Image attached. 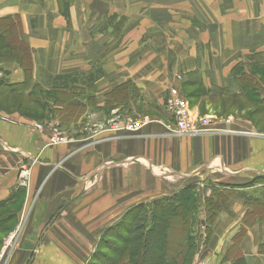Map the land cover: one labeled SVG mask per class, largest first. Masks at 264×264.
<instances>
[{
  "label": "crops",
  "instance_id": "1",
  "mask_svg": "<svg viewBox=\"0 0 264 264\" xmlns=\"http://www.w3.org/2000/svg\"><path fill=\"white\" fill-rule=\"evenodd\" d=\"M0 44L26 48L6 49L0 79L25 83L22 93L40 97L46 115L62 105L48 103L55 90L75 93L64 104L78 115L71 127L75 121L95 128L124 123L120 109L136 113L135 95L168 124H174L165 107L171 98L256 102L250 90H257L263 99L260 88L235 74H248L250 63L264 60V0H0ZM58 79L66 81L55 84ZM108 127L48 148V129L0 111V209L26 190L20 210L0 221L17 225V243L0 264H87L126 211L192 185L185 182L193 174L182 173L206 164L216 173L207 178L219 187L212 197L218 209L208 237L202 229L203 250L194 264H264V211L247 207L243 197L264 194V185H253L264 178V137L167 140L157 120L134 133ZM24 162L30 166L26 187L18 173ZM160 171L172 177L164 192L159 177L151 182L150 174ZM199 218L204 225L205 214Z\"/></svg>",
  "mask_w": 264,
  "mask_h": 264
},
{
  "label": "rangeland",
  "instance_id": "2",
  "mask_svg": "<svg viewBox=\"0 0 264 264\" xmlns=\"http://www.w3.org/2000/svg\"><path fill=\"white\" fill-rule=\"evenodd\" d=\"M3 62H9L8 59L4 58L0 62L2 64ZM5 76L3 73V70L0 67V78ZM55 84H61L65 82L64 79H58ZM68 82V81H67ZM63 85V84H61ZM24 91V90H23ZM20 90L19 92L16 91V93L11 92L8 90H0V111H4L7 114H14L19 113L23 117H27L33 122V127L36 128L39 131H42L44 129H48L49 135L47 136V142L46 147H59L62 145H68L70 143L74 142V139L78 137L79 135H85L87 137H90L91 134L94 135V132L96 130L101 131V128H105L109 124L108 129L112 128L114 125V120H111L106 126L98 125L97 128L93 127L92 124L85 123L84 126H80L79 124L76 125L75 121L71 125V121H74L76 117H78L77 112L69 110L68 106L64 105L68 103L70 100L74 99L76 95H71L66 90H62V93L55 92L48 96L50 101L48 103H52L55 106H58L59 104H62L59 108L60 109H54L52 108V115H46L45 114V107L42 105H38L37 101L31 97L28 98L25 96ZM95 90H93L94 92ZM198 91V90H197ZM193 93V92H191ZM135 97H137L135 95ZM132 97V103H135L136 106V113H128L126 109L127 107L121 108L120 112L123 113L126 118V122L129 121H145L147 126L153 121L157 120L160 122V125L164 127V135H161L160 138L163 139H171V138H186V137H199V136H213V137H219V136H231V137H249V138H257L259 136L264 137V112L262 111V108L259 103L252 102L250 100L246 99H239V98H214V97H203V98H194L193 94L192 96L188 97L187 99H183L186 102V108L188 110V113L190 115V121L194 125L195 129L191 131L192 133L185 134L184 136H179L177 134V123L174 121V124H167L164 121V118L160 115L159 112H156L154 109L145 108L142 104H139V98ZM40 98V97H39ZM39 98L37 100L39 101ZM178 99V98H174ZM182 99V98H180ZM45 100L47 102V99L45 97ZM34 105H33V104ZM40 103V101H39ZM37 104V105H36ZM166 111L167 109V103L165 105ZM68 109V110H67ZM262 111V112H261ZM60 112V113H59ZM169 113V112H168ZM170 114V113H169ZM155 117V118H154ZM115 118V117H114ZM210 118L213 120V124L209 127L201 128L199 127L200 122L203 119ZM46 119V120H45ZM120 121L123 120V118H119ZM64 122V124H62ZM113 122V124H111ZM62 124V126H61ZM70 124V125H69ZM42 125H46V127H43ZM144 126V127H145ZM143 127V128H144ZM142 128V129H143ZM112 133V132H111ZM129 133V132H128ZM114 134H117L114 132ZM88 135V136H87ZM61 138L64 140L63 143H59ZM170 145V143H168ZM169 148L166 144H164V150ZM165 152V151H164ZM165 161V160H164ZM208 168V164L201 165L195 169V171H188L182 173V174H193L190 178H186V182H192L194 184H199L200 187H196L198 185H194L195 191L199 196L198 204H195L194 198L191 199L189 202L188 207L195 208L196 211V220L193 225V229H191V233L196 234V241L197 246L199 245V251L195 253L194 260L192 264L196 260H198V256L202 252L203 248L200 249V245L204 243V238L202 237V229L204 228L206 230L207 224L203 220L204 225L199 220L202 215V213L205 214L206 210V204L208 201H214L213 196L217 195L219 187H217L215 184L208 181L209 175L215 176L216 173H213V171L206 170ZM22 172H30V166L28 163L24 162L19 165L18 173L19 177L22 175ZM149 173V172H148ZM195 174V175H194ZM153 178H151V182L154 180V177H159L162 180V191H167L168 187L170 186V181L172 179L171 173L168 171H160L159 174L157 173L156 176L154 174ZM207 180V181H206ZM28 177L25 180H21L20 184H22L24 187L27 186ZM182 181V180H181ZM181 181L177 180V183H181ZM215 187V188H214ZM215 189V190H214ZM26 198V190L20 189L19 193L16 196V199L13 203L4 206L0 209V221L2 218L11 217L20 210L23 202ZM213 202V203H214ZM178 220H175L172 222V224L175 225L177 229H174L173 232H171L170 236V242L166 245L170 250H168V253L173 258L176 251H179L180 249H183V242H182V233L181 231L185 228L184 227V220L182 214H180L178 217ZM9 221H6L2 225H0V245L4 244L7 245L10 243V246L5 250L6 256H3L4 259L10 254V249L13 247V243H17V236L14 238L12 242H9L10 240V234L12 233V229H14L16 225V221L12 219H8ZM1 223V222H0ZM195 229V231H194ZM181 230V231H180ZM205 233V231H204ZM109 241H112V237L106 236ZM101 239V238H100ZM99 239V241H100ZM99 244V242H98ZM100 245V244H99ZM99 250H101L102 253H105L106 255L109 254V248L106 246H98ZM148 249V246H146ZM96 251V250H95ZM94 251V252H95ZM93 252V254H94ZM3 253V249L0 246V258ZM92 254V255H93ZM101 263V262H97ZM201 264V263H200Z\"/></svg>",
  "mask_w": 264,
  "mask_h": 264
},
{
  "label": "trees",
  "instance_id": "3",
  "mask_svg": "<svg viewBox=\"0 0 264 264\" xmlns=\"http://www.w3.org/2000/svg\"><path fill=\"white\" fill-rule=\"evenodd\" d=\"M14 41V40H13ZM12 41V42H13ZM15 44V43H14ZM1 45L0 44V62L6 58V49L15 48L16 51L25 49L21 45ZM10 46V47H8ZM12 53V52H11ZM30 64V63H29ZM250 70L248 74L239 76L240 70L236 71L235 78L243 80L244 84H255L257 88L262 90L263 99L260 98L261 91L250 90V99L257 98L264 112V60H256L249 64ZM26 72L31 77V66H25ZM253 83V84H252ZM25 83L16 85H7L4 80L0 79V90H10L11 92H19L24 90ZM67 88H63L65 90ZM59 89L55 90L58 92ZM249 93V91H248ZM74 95L75 93H69ZM260 98V99H259ZM38 101L37 99H35ZM255 101V100H254ZM261 111V112H262ZM264 185V178H257L253 185ZM215 190V189H214ZM261 197H254L251 194H243L245 205L253 207L254 210L262 209L264 211V194ZM198 204L199 196L195 191L194 185L184 187L179 192L166 196L162 199L155 200L150 203H144L132 207L124 216L113 226H110L101 236L99 244L109 248V254L106 255L99 250L98 244L96 251L91 256L87 264H192L194 255L199 251L196 241V234L191 233V229L196 220L195 208L188 207L191 199ZM214 201H208L205 210V222L207 224V237L211 232V225L217 215L218 205ZM252 208V210H253ZM254 213H256L254 211ZM182 214L184 229L182 233L183 249L175 252L174 257L168 253L171 232L177 229L173 221L178 220V216ZM246 219V223H251ZM112 237V241L106 236ZM148 246V249L147 247ZM241 262V261H240ZM239 261L236 264H241Z\"/></svg>",
  "mask_w": 264,
  "mask_h": 264
},
{
  "label": "built area",
  "instance_id": "4",
  "mask_svg": "<svg viewBox=\"0 0 264 264\" xmlns=\"http://www.w3.org/2000/svg\"><path fill=\"white\" fill-rule=\"evenodd\" d=\"M167 109L170 113L173 120L177 123V134L179 136H184L185 134L192 133L195 129L194 125L190 121V115L188 113V110L186 108V102L182 99H174L171 98L167 101ZM146 122L145 121H129L128 123H120V122H114V125L112 128L109 129V132L112 133H120V132H138L140 131L144 126ZM213 124V120L210 118L203 119L200 122L199 127H209ZM64 140L61 138L59 143H63ZM29 175V172H22V175L20 176L21 180H25ZM17 236V233L14 232L10 235L9 242H12L14 238ZM17 238V237H16ZM14 244V243H13ZM10 246V243L5 245L3 253L1 257L6 256L5 250Z\"/></svg>",
  "mask_w": 264,
  "mask_h": 264
}]
</instances>
